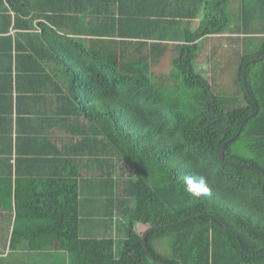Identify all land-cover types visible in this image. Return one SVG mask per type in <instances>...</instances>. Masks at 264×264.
Here are the masks:
<instances>
[{
  "label": "trees",
  "instance_id": "16d2710c",
  "mask_svg": "<svg viewBox=\"0 0 264 264\" xmlns=\"http://www.w3.org/2000/svg\"><path fill=\"white\" fill-rule=\"evenodd\" d=\"M226 3L218 0L217 7L205 13L203 23L185 41L176 33L180 28L172 26L156 25L159 35L145 32L151 25L126 34L145 41L184 42L173 63L175 77H169L180 79L181 92L188 95L186 109L164 101L165 91L157 89L144 70L132 66L122 53L96 55L83 41L41 25L48 55L31 62L61 63L65 73L61 80L63 127L74 137L82 136L76 141L75 154L97 162L98 177L108 180V197L102 192L97 199L106 198L129 221L122 235L83 236L80 183L63 170L54 176L55 181L28 187L32 189L24 195L15 186L19 217L14 218L9 239L12 251L23 242H48L49 248L58 244L68 254L69 264H264V61L259 62L264 58V38L242 58L239 86L244 102L236 106H225L229 100L238 102L236 96L214 95L208 81L194 69L201 40L229 28ZM111 29L108 33L122 34ZM243 30L264 36V27L244 24ZM31 51L39 53L34 47ZM247 64L251 65L246 68V90L243 71ZM257 104L259 112L251 117ZM233 139L220 162L221 146ZM101 155H107V160L100 161ZM184 175L204 176L209 193L194 197L181 180ZM141 197L146 206L145 224L153 228L146 248L145 232L139 238L134 231L137 212L131 208ZM23 221L33 224L26 234L17 231ZM167 237L173 239L171 258L160 256L153 246ZM240 242L250 253L243 251Z\"/></svg>",
  "mask_w": 264,
  "mask_h": 264
},
{
  "label": "crops",
  "instance_id": "0c3cea01",
  "mask_svg": "<svg viewBox=\"0 0 264 264\" xmlns=\"http://www.w3.org/2000/svg\"><path fill=\"white\" fill-rule=\"evenodd\" d=\"M217 3L218 0H0V264H69L68 254L60 251L58 244L49 248L48 242H23L16 244L14 251L9 244L14 218L19 217L14 204L15 186L24 195L32 189L28 187L55 181L54 176L59 177L63 170L80 183L82 216L86 217L81 225L83 236L102 239L108 234L122 235L125 226L121 210L106 198L97 199L102 192L108 197L109 191L108 180L102 175L98 177V163L92 164L90 158L75 154L76 141L82 136L74 137L63 127L61 80L65 73L61 63L31 62L39 55H48L41 25L83 41L96 55L122 53L132 66L144 70L143 74L158 85L157 89L167 92L181 85L180 79L169 76L175 73L173 63L180 57L179 47L184 42H162L156 38L145 41L138 35L126 34L140 32L141 25H151L145 32L159 35L156 25L172 26L180 28L176 33L182 35L180 41H185ZM224 10L230 20L229 28L201 40L195 71L206 39L215 41L216 58H224L229 50V56H238L241 64L245 52L258 48L259 40L264 38L243 30L244 24L264 27V0H227ZM111 28L123 36L108 33ZM32 47L39 53H33ZM218 66L221 69L223 65ZM199 68L200 72L208 71L200 64L198 71ZM107 158L101 155L100 161ZM120 191L121 187L117 195ZM32 226L23 221L17 231L26 234Z\"/></svg>",
  "mask_w": 264,
  "mask_h": 264
},
{
  "label": "rangeland",
  "instance_id": "374dc122",
  "mask_svg": "<svg viewBox=\"0 0 264 264\" xmlns=\"http://www.w3.org/2000/svg\"><path fill=\"white\" fill-rule=\"evenodd\" d=\"M215 41L206 39L203 42V51L201 54L200 61L198 60L197 63V71L196 73L200 76L205 77V79L210 82V85L212 86L211 92L214 95L222 97H230L231 95H234L238 98V102L235 100H229V102H225V106L227 107H233L239 104L240 102H244V97L242 93H240V86H239V70H240V64H239V57L238 56H229L230 52L229 50H226L227 56H224V58H216L215 52L213 48L216 47V44H214ZM238 48H236L234 51H237ZM219 63L223 66H221L219 69ZM198 64L201 66L207 68V72H200V68L198 71ZM172 77H175V73L172 75ZM218 78H221L222 80H217ZM212 81V83H211ZM179 89V88H178ZM164 101L166 100L167 103L168 100L174 102L173 106L177 108H184L186 109V105L188 101V95L184 91L183 93L181 90H174L169 91L167 93H162ZM161 94V95H162ZM233 97V96H232ZM181 100L183 101V104H181ZM179 106V107H178ZM122 166V164H119V167ZM120 170V168H119ZM128 171V169H127ZM126 174V173H125ZM131 208H134L137 212L136 219L134 220V231L136 232V235L141 238V236L144 234V232L147 231L148 226L145 224V202L143 198L136 203H132ZM84 218H86L84 216ZM129 219H125L124 222H128ZM122 239V238H121ZM172 237L162 238L153 243L154 250L159 254L160 256L164 258H171L172 256Z\"/></svg>",
  "mask_w": 264,
  "mask_h": 264
},
{
  "label": "water",
  "instance_id": "95a60500",
  "mask_svg": "<svg viewBox=\"0 0 264 264\" xmlns=\"http://www.w3.org/2000/svg\"><path fill=\"white\" fill-rule=\"evenodd\" d=\"M262 61H264V58L261 59V60H259V62H262ZM254 63H256V61L252 62L251 64H254ZM251 64H247V66L244 68V71H243V83H244V88H245V89L247 88V87H246V68H247L248 66H250ZM246 90H247V89H246ZM258 112H259V104H257V110H256V112H255L251 117L255 116ZM247 119H248V117L244 120V122H245ZM244 122H243V123H244ZM242 128H243V124H242V126H241L239 132L237 133V136L242 132ZM234 140H235V139H233V140H231V141H227L226 143H224V144L221 146V151H220V154H219V161H220V162H223V157H224V153H225V149H226L227 144L233 142ZM227 164H229L230 166H236V165L231 164V163H227ZM257 168L259 169V167H257ZM262 192L264 193V184H263V186H262ZM152 230H153V228H149V229H147V231L145 232V234H144V236H143V238H142V239H143V244H144L145 248H146V239H147L148 235L150 234V232H151ZM240 247L243 249L244 252H246V253H250V251H248V250L244 247V245H243L241 242H240ZM147 254H148L149 258H150L153 262L158 263V262L152 257V255H151L148 251H147ZM158 264H162V263H158Z\"/></svg>",
  "mask_w": 264,
  "mask_h": 264
},
{
  "label": "clouds",
  "instance_id": "9594fccd",
  "mask_svg": "<svg viewBox=\"0 0 264 264\" xmlns=\"http://www.w3.org/2000/svg\"><path fill=\"white\" fill-rule=\"evenodd\" d=\"M181 180L187 186V191L194 197H200L209 193L204 176L184 175L181 177Z\"/></svg>",
  "mask_w": 264,
  "mask_h": 264
}]
</instances>
